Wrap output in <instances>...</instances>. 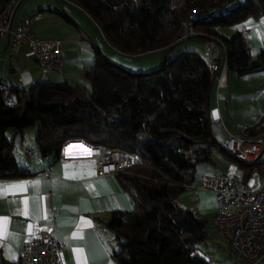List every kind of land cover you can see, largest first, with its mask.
Returning a JSON list of instances; mask_svg holds the SVG:
<instances>
[{
  "label": "trees",
  "instance_id": "trees-1",
  "mask_svg": "<svg viewBox=\"0 0 264 264\" xmlns=\"http://www.w3.org/2000/svg\"><path fill=\"white\" fill-rule=\"evenodd\" d=\"M8 0H0V10ZM82 8L117 51L133 55L170 47L187 37L212 40L225 49L228 71L264 69V48L251 59L238 26L264 16V0H70ZM67 21H72L60 13ZM73 22V21H72ZM83 78L90 90L49 78L29 88L0 84V178L31 175L17 162L5 135L39 122L36 153L57 160L66 141L137 153L139 161L115 175L131 197L129 211H114L116 264H210L196 250L207 240L209 219L177 204L196 180L199 163L215 165L213 153L229 155L212 135L210 92L216 72L195 51H182L148 72H133L93 46ZM264 122L246 128H255ZM240 164V163H239ZM248 167V165L240 164ZM246 177L247 172H246Z\"/></svg>",
  "mask_w": 264,
  "mask_h": 264
},
{
  "label": "crops",
  "instance_id": "crops-1",
  "mask_svg": "<svg viewBox=\"0 0 264 264\" xmlns=\"http://www.w3.org/2000/svg\"><path fill=\"white\" fill-rule=\"evenodd\" d=\"M60 13L67 14L73 22L67 21ZM24 18L30 19V27L38 38L55 39L61 44V69L59 72L53 73V79L80 85L87 91L90 90V84L84 80L83 75L93 62L95 55L93 46L99 48L101 52L107 48L108 53L112 55L111 61L124 66L133 64V58L144 53L127 55L114 49L106 41L100 28L90 16L70 0H19L11 14L12 26ZM262 21H264V16L259 19L248 18L239 24L236 30L254 27L247 39L256 47H264V24L261 23ZM175 44L157 49L161 52L166 51L164 60L171 56L169 54L172 53L171 49ZM7 48L8 40L0 37L1 85L27 89L36 80L47 78V75L50 74L42 73L35 55L26 44H21L12 55L8 54ZM199 49L200 51L197 53L207 63L212 54L215 53L218 56L214 102L212 106V87L209 105L212 122L215 121L219 124V117H223L225 111L228 115L231 113L228 109L227 94H232V90L228 85L230 74L225 61L223 62L225 51L212 40L204 41ZM131 69L130 71L133 72H148L155 68L143 70L141 66L137 65ZM248 94L251 97L248 104L252 107L256 104L255 97H261L259 112L252 120L243 122L247 125L243 126L242 132H239L237 128L235 132L228 134L243 133L247 127L263 118L264 81L255 82ZM222 101L224 102L222 103ZM28 150L31 151L29 155L27 154ZM24 154L29 157L33 155V151L26 149ZM15 158L20 166L27 167L28 171L33 173L25 177L0 178V185H26L23 191L8 190L0 193V217L8 218L7 232L18 237L13 240L6 235L4 239L0 240V264H20L19 255L22 242L34 236H29L27 232L29 224L34 225V233L40 228L53 227L54 239L64 244L61 253L62 264H81L72 251L77 247L84 249L85 260L82 264H116L111 255L112 251L117 249L116 237L107 222L114 211H129L133 207L131 197L122 189L117 176L115 174L97 176L94 167L91 169L81 168V165L94 164L93 159L86 152L64 153L57 160H53L52 155L48 157L37 155L35 159L27 162L21 157L15 156ZM44 171H48L49 175L45 176ZM89 172L94 174H88ZM218 173L197 172L196 169V180L192 184L197 185L199 176L202 174ZM35 182L39 183L33 187ZM25 199L29 201L30 213L39 207V214L43 216L46 212L47 219L35 220L31 216L26 217L19 214L24 208L23 201ZM177 204L182 208L190 209L195 215L209 220L216 210L215 196L211 191L206 190L187 188L178 196ZM84 221L91 223L86 224ZM78 231L83 237L82 239L73 237V233ZM196 252L210 264H264V255L253 263L244 262L239 258L232 261L230 255L234 256V254L228 247L227 238L221 235H218L217 238L208 236L206 241L198 245ZM11 255L16 258L11 259Z\"/></svg>",
  "mask_w": 264,
  "mask_h": 264
},
{
  "label": "built area",
  "instance_id": "built-area-1",
  "mask_svg": "<svg viewBox=\"0 0 264 264\" xmlns=\"http://www.w3.org/2000/svg\"><path fill=\"white\" fill-rule=\"evenodd\" d=\"M19 0H8L0 10V37L8 40L9 55L21 45L26 44L35 55L43 74L57 73L61 69V44L55 39L38 38L30 27V19L24 18L14 26L11 14ZM254 27L239 29L244 38H248ZM224 49V48H223ZM225 51V49H224ZM217 54H212L208 62L212 72L217 70ZM76 141H66L61 154L88 153L93 159L97 176L114 175L136 164L140 157L137 153L107 149L103 146H89L91 151L73 149ZM223 149L234 161L248 165L262 166L259 187H252L253 178L246 177L243 167L219 174H202L198 184L187 188L199 191H211L216 200V210L210 218L214 231L228 240V247L240 260L253 263L264 255V122L240 134H228L222 142ZM31 154V151H27ZM45 176L49 175L44 171ZM47 229H51L48 231ZM64 244L53 237V227L37 229L31 239L22 242L20 264H62L61 253Z\"/></svg>",
  "mask_w": 264,
  "mask_h": 264
},
{
  "label": "rangeland",
  "instance_id": "rangeland-1",
  "mask_svg": "<svg viewBox=\"0 0 264 264\" xmlns=\"http://www.w3.org/2000/svg\"><path fill=\"white\" fill-rule=\"evenodd\" d=\"M237 29V26H220L218 28V31L225 35L230 36L235 30ZM247 39V38H246ZM249 45H250V52H251V59H256L257 53L260 49L264 47H256L255 45H252L250 41L247 39ZM201 44H204V41L201 40L199 37H187L180 40L178 43H176L171 50L172 53L169 54V56L172 58L177 53L182 51H200ZM109 60H111V56L108 53V49L105 48L104 51H102ZM166 51H159V50H152L144 52L143 54H139L136 58L134 57L132 62L133 64L130 65H120L125 69L132 70L131 67H135L137 65L141 66L143 70H150L153 68H158L162 64L164 57H165ZM128 55V54H127ZM145 55V56H143ZM223 62L225 61V55L223 54ZM169 57V58H170ZM117 64V63H116ZM119 65V64H118ZM230 74V78L228 81V85L230 86V89L232 90V94H227L228 96V109L231 111V113L228 115L226 111L223 113V117H219V124H217L215 121L212 122L211 119V112H210V122H211V132L213 137L222 144V142L226 139L228 136V133H233L237 130L239 132L243 131V126H246L243 122L252 120L253 117H256L259 110V102L261 101V97H255L256 104L254 107H252L250 104H248V101L251 99L250 95L248 94V91L251 90L252 85L255 82L264 81V69L260 70L258 72H255L253 74L249 75H238L235 71H228ZM47 78L54 80V74L50 73L47 75ZM217 80V79H216ZM216 84H214L212 89V106L214 102V94H215ZM253 94V93H252ZM237 95V96H235ZM241 95V96H238ZM254 95V94H253ZM256 95V94H255ZM224 101H222L223 103ZM226 110V109H225ZM40 123L37 121L32 125H29L24 128L22 133H15L14 129L12 127H8L6 129L5 135L9 140L13 141L12 151L13 154L21 159L25 160L27 162L28 160H33L37 157L36 153V144H35V136L38 132ZM242 128V129H241ZM12 132V133H10ZM26 149H31L33 151V155L27 157L24 153H26ZM213 159L215 160L216 164H208V163H199L197 165V172H219V173H227L229 171H232L233 168H239V163L229 159L225 155L221 154L220 152L213 153ZM203 170H201V168ZM242 167V166H241ZM253 169L250 170V167H244L243 170L247 172V176L249 178H253L252 187L254 189L259 187L260 181H261V172H262V166H254ZM218 173V174H219ZM205 231L207 235L210 238H217L218 234L214 231V229L211 227L210 223L206 226ZM227 254H229L227 252ZM230 258L232 261L237 259V256L230 255Z\"/></svg>",
  "mask_w": 264,
  "mask_h": 264
},
{
  "label": "snow or ice",
  "instance_id": "snow-or-ice-1",
  "mask_svg": "<svg viewBox=\"0 0 264 264\" xmlns=\"http://www.w3.org/2000/svg\"><path fill=\"white\" fill-rule=\"evenodd\" d=\"M249 23H251V22H249ZM261 23L264 24V21H262ZM66 167H69V166H66ZM80 167L81 168L87 167V168L91 169L92 167H94V165H81ZM88 174H94V173L89 172ZM73 178H76V177L73 176ZM38 183L39 182H35V183H33L32 186L35 187L36 184H38ZM25 187H26V185H24V184L0 185V193L8 191V190L23 191ZM23 204H24V208H23V210L21 212H19V214L24 215L26 217L27 216H31L35 220L47 219L46 212H45V214L43 216H41L39 214V207H37V209L34 212L30 213L29 207H28V205H29L28 199H25L23 201ZM8 222L9 221H8L7 217H0V240L4 239L6 235L9 236L13 240L18 239V237L15 234H11V233L7 232ZM84 223L90 224L91 222L90 221H84ZM33 228H34L33 224H29L27 226V232H28L29 236L35 235V233L33 231ZM47 230L51 231V229H47ZM73 237H80L81 239L83 238L79 231L76 232V233H73ZM72 251L76 254L78 262H81V264H82V262L85 260L84 249L77 247V248H73ZM10 258L11 259H15L16 257L14 255H11Z\"/></svg>",
  "mask_w": 264,
  "mask_h": 264
},
{
  "label": "bare ground",
  "instance_id": "bare-ground-1",
  "mask_svg": "<svg viewBox=\"0 0 264 264\" xmlns=\"http://www.w3.org/2000/svg\"><path fill=\"white\" fill-rule=\"evenodd\" d=\"M72 147H73V149L75 148V149H77V150H81V151H91V150H89L88 148H86L83 144H81V143H76V144H73L72 145Z\"/></svg>",
  "mask_w": 264,
  "mask_h": 264
},
{
  "label": "water",
  "instance_id": "water-1",
  "mask_svg": "<svg viewBox=\"0 0 264 264\" xmlns=\"http://www.w3.org/2000/svg\"><path fill=\"white\" fill-rule=\"evenodd\" d=\"M77 143H81V144H84V142H82V141H76Z\"/></svg>",
  "mask_w": 264,
  "mask_h": 264
}]
</instances>
